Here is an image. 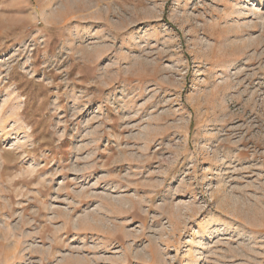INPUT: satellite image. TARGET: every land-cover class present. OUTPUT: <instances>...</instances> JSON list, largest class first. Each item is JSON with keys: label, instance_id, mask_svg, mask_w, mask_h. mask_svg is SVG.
<instances>
[{"label": "rangeland", "instance_id": "rangeland-1", "mask_svg": "<svg viewBox=\"0 0 264 264\" xmlns=\"http://www.w3.org/2000/svg\"><path fill=\"white\" fill-rule=\"evenodd\" d=\"M0 264H264V0H0Z\"/></svg>", "mask_w": 264, "mask_h": 264}]
</instances>
